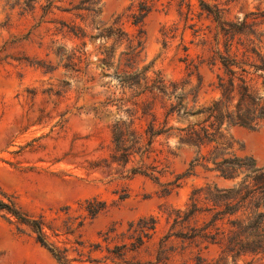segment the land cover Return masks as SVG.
I'll list each match as a JSON object with an SVG mask.
<instances>
[{
	"label": "rangeland",
	"instance_id": "1",
	"mask_svg": "<svg viewBox=\"0 0 264 264\" xmlns=\"http://www.w3.org/2000/svg\"><path fill=\"white\" fill-rule=\"evenodd\" d=\"M204 2L228 21L264 9V0ZM224 42L199 0H0V198L10 196L22 212L41 218L66 264H264L258 256L226 257L218 244L171 235L180 230L170 229L174 211L185 208L193 189L229 185L200 166L186 174L193 148L157 137L144 163L161 170L158 181L130 172L140 164L137 156L126 165L110 158L118 119L146 127L149 118L140 115L153 102L148 88L157 76L191 85L199 76V105L218 96L219 64L209 61ZM135 66L145 69L142 75H128ZM161 105H151L159 121ZM231 133L237 154L264 164V123ZM167 182L177 186L162 195ZM98 201L104 208L91 217L88 202L94 208ZM151 216L155 229L138 245L133 228ZM161 239L164 260L157 259ZM0 264L60 263L28 225L0 210Z\"/></svg>",
	"mask_w": 264,
	"mask_h": 264
},
{
	"label": "trees",
	"instance_id": "2",
	"mask_svg": "<svg viewBox=\"0 0 264 264\" xmlns=\"http://www.w3.org/2000/svg\"><path fill=\"white\" fill-rule=\"evenodd\" d=\"M199 1L200 9L212 16L225 38L224 51H215L209 61L210 64H219L215 83L218 96L207 105H199V76L196 85H191L187 78L166 81L157 76L148 88L153 102L150 108L146 103L140 115L149 118L146 127L137 129L132 127V121L122 118L112 125L111 162L126 165L132 156L133 159L137 156L140 164L130 172L158 181L161 170L154 164L144 163L153 152L157 137H175L177 145L193 148L194 156L186 174H193L200 166L228 181L229 185L210 182L193 189L185 208L174 211L170 229L178 226L180 230L171 232V235L196 244H218L221 254L226 257L250 255L264 259V164H259L252 155L237 154L234 150L237 142L231 133L236 126L254 130L264 123V9L228 21L217 6ZM146 12L145 9L134 15L133 24L141 23ZM128 42L133 43L132 40ZM141 45L138 38L132 47L136 55ZM144 71L135 66L128 75L138 77ZM156 100L162 104V121L151 108ZM137 111L133 108V118ZM190 117L194 119L188 120ZM172 119L187 120V123L169 125ZM175 186L174 182L164 183L162 195L169 194ZM1 195L6 201L0 198V210H6L19 222L28 225L40 245L60 264H66L60 250L47 241L42 219L27 215L10 196ZM103 208L102 201H98L94 208L88 202L86 207L91 217ZM155 225L156 219L152 216L137 221L133 232L137 234L138 245L143 243V237H151ZM163 242L161 239L158 260L168 257Z\"/></svg>",
	"mask_w": 264,
	"mask_h": 264
}]
</instances>
